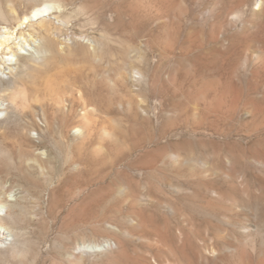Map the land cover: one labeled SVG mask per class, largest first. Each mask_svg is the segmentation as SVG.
<instances>
[{"label":"rangeland","instance_id":"374dc122","mask_svg":"<svg viewBox=\"0 0 264 264\" xmlns=\"http://www.w3.org/2000/svg\"><path fill=\"white\" fill-rule=\"evenodd\" d=\"M68 12L103 54V100L98 63L77 50L89 43L59 37L67 60L24 51L0 71V205L14 194L0 225L16 236L0 264H264V0H74ZM149 135L125 163L155 160L130 172L155 187L166 176L164 205L106 211L97 179ZM106 240L104 253L75 250Z\"/></svg>","mask_w":264,"mask_h":264},{"label":"bare ground","instance_id":"6f19581e","mask_svg":"<svg viewBox=\"0 0 264 264\" xmlns=\"http://www.w3.org/2000/svg\"><path fill=\"white\" fill-rule=\"evenodd\" d=\"M73 1L74 0H0V71L2 72L1 74H4L7 70L10 69V66L13 64V61L16 60L15 59L16 57L23 55L27 56L25 52L31 55L32 57H34L35 59L46 58L48 59V61H56V62L61 61L62 58H65V60H67L66 57L63 56L70 55V53L69 51H67V49H65L66 47L63 46L64 44L59 45L60 40L59 42L57 40L59 37H64L63 40L67 45H69L70 40H76L86 45L87 43H89L90 39L86 40L85 37H83L82 35L78 37L75 33L72 32V30L74 29V24H72V22L75 20L77 21L78 18L76 16L74 17L73 16L74 14L72 12H68V6H71L73 4ZM69 34L73 35V37L71 35L72 39L69 38ZM94 43L92 44L89 43V46H87V48L84 47L83 45L78 46L77 50L83 55V56L81 55L82 57H85L89 61L90 58L94 59V61L98 63V64L95 63L97 65V69H95L96 71L94 75L95 79H93L94 76L91 75L94 72L91 73L90 71L94 68L89 69L90 76H93L92 82H95L94 85L93 83H90V86H92L95 89V93L93 96L101 105V102L103 100L102 97L104 90V77H103L104 70L101 65L103 54H100V50L93 46ZM91 45L93 48H90ZM85 58L83 59L85 60ZM82 70L83 69H81L80 71ZM80 77L81 76L79 75L78 78L79 80L85 78V77L83 78L81 77L82 79H80ZM139 77L142 78V76ZM139 77H137V79ZM141 78H139V81ZM87 84H85V88L87 87V90H89L91 87L86 86ZM93 88L92 91L94 90ZM48 90H50V88ZM89 96H92V93ZM1 113H2V105L0 102V114ZM81 132H82L81 127L80 128L78 127L74 130V134H78ZM151 136L150 138L147 137V139L144 137L145 140L143 139L140 142H135L134 149H132L126 155H122L121 158L118 157V159L117 158L115 160L112 159L113 161L111 162V164L109 163L110 173L108 174L106 173L105 175L97 179L96 184L100 185L103 191H105L102 198L100 199L101 202L105 204V206L104 205L103 206L106 208V211L117 212L121 214L123 213L124 209H126L132 215L139 214L143 216L144 213L142 212L144 210L142 211L140 208L139 209L137 208L139 207V205L142 204V202H147V203L152 202L151 204L156 205V206L154 205L155 207L153 206L154 209L155 208L158 209V207H160L165 202L161 197L162 194L164 193L162 189L163 187H161V185H163L164 180L168 179L166 176L163 178V180H160L159 183L161 184L160 187L159 185L155 187L156 185L155 184L153 185V183L138 185L135 181V175L130 172V171H135V169L143 172L146 171V169L148 171L152 169L154 170L156 168L154 163L155 160H153V163L150 162L145 166L137 165L135 163V160H133L134 162L131 163L129 161H127L129 163H125L127 159L131 158L132 156H135V153L142 152L147 147H150L157 143L154 141V139H152ZM156 141H162V140L161 138H159ZM146 151L144 152L147 153ZM104 154L105 153H103L102 155ZM147 155L148 154L145 155L146 158L151 156V155L149 156ZM141 156L145 157L139 154V157ZM22 157L24 156L22 155ZM106 157L107 155L104 158ZM142 157L139 158L138 160L141 161ZM233 161L236 162L235 159H233ZM100 163L101 165L105 164L103 160L100 161ZM110 174H113L115 178L110 180L109 178ZM167 182L168 181H166V183ZM12 192L6 195V202L0 205V220L4 218L7 219L9 217V215L7 214L8 212L7 207H11L12 205V204L11 205L8 204V202L10 203V201H13L12 198L14 194ZM111 200L116 201L115 204L117 205L110 204L109 201ZM103 203H101V206ZM135 208H137L138 210L137 209L135 210ZM15 241H16L15 234L11 230H9L7 226L0 225V250L5 249V247L9 245H12ZM108 245H110L109 240L103 241L101 243H96V242L81 243L77 245L75 250L83 251V252H93L99 254L101 252L104 253L105 251H108L109 249Z\"/></svg>","mask_w":264,"mask_h":264},{"label":"built area","instance_id":"2783aa9c","mask_svg":"<svg viewBox=\"0 0 264 264\" xmlns=\"http://www.w3.org/2000/svg\"><path fill=\"white\" fill-rule=\"evenodd\" d=\"M111 247V244L110 245H108V248H110Z\"/></svg>","mask_w":264,"mask_h":264}]
</instances>
